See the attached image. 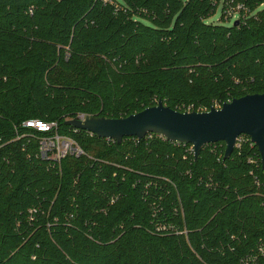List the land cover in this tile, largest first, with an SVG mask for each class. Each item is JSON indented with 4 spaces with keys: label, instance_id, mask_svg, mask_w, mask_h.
Instances as JSON below:
<instances>
[{
    "label": "trees",
    "instance_id": "16d2710c",
    "mask_svg": "<svg viewBox=\"0 0 264 264\" xmlns=\"http://www.w3.org/2000/svg\"><path fill=\"white\" fill-rule=\"evenodd\" d=\"M221 2L0 0V264H264V166L246 137L193 160L155 135L67 125L264 94V0ZM28 119L85 155L48 167L35 140L12 141Z\"/></svg>",
    "mask_w": 264,
    "mask_h": 264
},
{
    "label": "water",
    "instance_id": "95a60500",
    "mask_svg": "<svg viewBox=\"0 0 264 264\" xmlns=\"http://www.w3.org/2000/svg\"><path fill=\"white\" fill-rule=\"evenodd\" d=\"M67 125L117 143L124 138L139 141L147 134L160 135L173 143L192 145L195 160L205 146L219 142L225 144L224 159H228L236 139L245 135L256 147L264 166V94L245 95L207 112H178L159 101L156 106L125 118L85 116L84 121L72 119Z\"/></svg>",
    "mask_w": 264,
    "mask_h": 264
},
{
    "label": "built area",
    "instance_id": "2783aa9c",
    "mask_svg": "<svg viewBox=\"0 0 264 264\" xmlns=\"http://www.w3.org/2000/svg\"><path fill=\"white\" fill-rule=\"evenodd\" d=\"M239 9H241V6H238L236 8L237 11ZM234 13L235 12H228L227 15L230 17H236ZM221 106L222 105H214L212 108L220 109ZM209 110H199L196 112H207ZM191 111H192L191 107H189L186 110V112H191ZM85 116L86 115H78L76 118H73V119L84 121ZM72 129L74 132L78 131V129H75V128H72ZM15 130H16V137L12 141H16L20 139H29L28 140L29 142L31 140H35L38 146L37 153L35 154V156L41 161L47 163L48 167L59 166L61 161L66 159L67 157L80 158L81 156L85 155V152L82 150V148L73 138H71L68 135H64L60 133L58 123L55 121L46 122V121H42L39 119H28V120L23 121L19 125V127H16ZM87 133L90 134L91 136L94 135L90 132H87ZM151 135H155L161 138L162 140H166L162 136L156 135V134H147L145 138ZM245 137L247 138V141L251 143L249 137L245 135H241L236 139L234 150L239 149L241 147V145L246 140ZM106 140H109V139H106ZM110 141L115 142L114 140H110ZM174 144L186 146V149H185L186 156H184L183 159H186L187 157H191L193 160H195L194 159V149L192 145L179 144V143H174ZM251 145L253 144L251 143ZM0 147H1V144H0ZM223 159H224V154H223ZM115 200L116 198H112L110 201V204H113ZM164 229L165 228H163L162 230Z\"/></svg>",
    "mask_w": 264,
    "mask_h": 264
},
{
    "label": "rangeland",
    "instance_id": "374dc122",
    "mask_svg": "<svg viewBox=\"0 0 264 264\" xmlns=\"http://www.w3.org/2000/svg\"><path fill=\"white\" fill-rule=\"evenodd\" d=\"M222 0H219L220 3ZM220 6L221 4L219 5V7H217V10L215 12V14L213 16H211L209 19H207V22L208 23H219V18H220ZM234 19V17H230V16H227L226 19H224V24L227 25V26H231L233 21H231V19ZM159 102V101H158Z\"/></svg>",
    "mask_w": 264,
    "mask_h": 264
}]
</instances>
